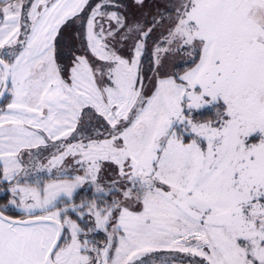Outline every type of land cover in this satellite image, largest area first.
Wrapping results in <instances>:
<instances>
[{"label":"snow or ice","instance_id":"snow-or-ice-1","mask_svg":"<svg viewBox=\"0 0 264 264\" xmlns=\"http://www.w3.org/2000/svg\"><path fill=\"white\" fill-rule=\"evenodd\" d=\"M0 264H264V0H0Z\"/></svg>","mask_w":264,"mask_h":264},{"label":"trees","instance_id":"trees-1","mask_svg":"<svg viewBox=\"0 0 264 264\" xmlns=\"http://www.w3.org/2000/svg\"><path fill=\"white\" fill-rule=\"evenodd\" d=\"M5 195H6V194H5ZM3 197H4V195L0 196V200H2V199H3Z\"/></svg>","mask_w":264,"mask_h":264},{"label":"rangeland","instance_id":"rangeland-1","mask_svg":"<svg viewBox=\"0 0 264 264\" xmlns=\"http://www.w3.org/2000/svg\"><path fill=\"white\" fill-rule=\"evenodd\" d=\"M5 195L4 193H0V196Z\"/></svg>","mask_w":264,"mask_h":264}]
</instances>
